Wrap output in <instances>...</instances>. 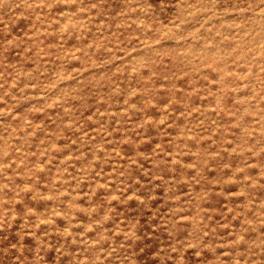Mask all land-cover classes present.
<instances>
[{
  "label": "rangeland",
  "instance_id": "rangeland-1",
  "mask_svg": "<svg viewBox=\"0 0 264 264\" xmlns=\"http://www.w3.org/2000/svg\"><path fill=\"white\" fill-rule=\"evenodd\" d=\"M0 264H264V0H0Z\"/></svg>",
  "mask_w": 264,
  "mask_h": 264
}]
</instances>
